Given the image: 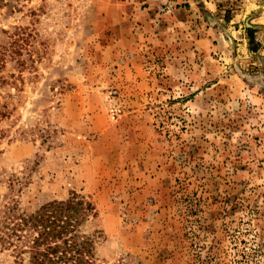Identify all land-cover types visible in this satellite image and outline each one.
<instances>
[{
    "label": "rangeland",
    "instance_id": "rangeland-1",
    "mask_svg": "<svg viewBox=\"0 0 264 264\" xmlns=\"http://www.w3.org/2000/svg\"><path fill=\"white\" fill-rule=\"evenodd\" d=\"M51 202L94 264H264V0H0V225Z\"/></svg>",
    "mask_w": 264,
    "mask_h": 264
},
{
    "label": "trees",
    "instance_id": "trees-1",
    "mask_svg": "<svg viewBox=\"0 0 264 264\" xmlns=\"http://www.w3.org/2000/svg\"><path fill=\"white\" fill-rule=\"evenodd\" d=\"M72 208V202H51L30 214H8L0 243L11 251L10 264H94L93 245L76 230Z\"/></svg>",
    "mask_w": 264,
    "mask_h": 264
}]
</instances>
